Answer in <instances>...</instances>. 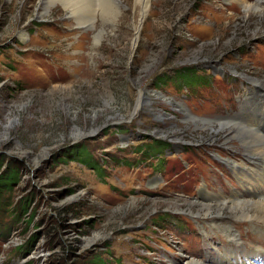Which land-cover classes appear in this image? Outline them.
Listing matches in <instances>:
<instances>
[{"label": "rangeland", "instance_id": "obj_1", "mask_svg": "<svg viewBox=\"0 0 264 264\" xmlns=\"http://www.w3.org/2000/svg\"><path fill=\"white\" fill-rule=\"evenodd\" d=\"M83 1L0 0V177L18 169L0 264H219L231 234L262 244L241 203L210 195L248 197L228 161L256 167L233 119L264 81V0ZM231 81L251 86L241 105ZM157 141L178 154L145 155Z\"/></svg>", "mask_w": 264, "mask_h": 264}, {"label": "bare ground", "instance_id": "obj_2", "mask_svg": "<svg viewBox=\"0 0 264 264\" xmlns=\"http://www.w3.org/2000/svg\"><path fill=\"white\" fill-rule=\"evenodd\" d=\"M71 1L73 0H65L67 4L71 3ZM141 1L143 3L144 0H140V2ZM85 2L87 3V0ZM115 2L119 4L120 0H111L109 2L110 3L109 6L114 8L112 9V11L115 10V7H116ZM83 5L84 7L86 6V4H83ZM255 8L259 11H262L264 9V6H255ZM259 91L260 93H262L261 91H264V81L259 84ZM259 94L256 96V100H259L261 103L263 100L262 98L263 96ZM168 98H169V101L173 103V105H176V106L179 105L182 109L186 110L187 112L190 111L186 106H184V104L183 105L180 104L181 101L178 102L172 96ZM242 112H245V111H242ZM233 121L235 124H237L238 126L244 129L245 133L243 136V146H244L245 153H246L245 155L249 156L250 160H252L256 164V167H255V165L250 164L245 161H241V162L235 161V160L228 161V164L230 165V167L235 169L234 172H238L240 174V178H242L243 184L246 187V190L248 192L247 194L248 197L247 198L243 197L241 194H238V192L233 191L234 194L232 198H230V200H225L221 203L219 202L217 203L219 196L216 194L210 195V198H211V201H213V203L216 202L214 207L220 208V210L224 208L225 209L231 208V206L237 202L241 203L243 210H246V213L250 215L249 216V218L251 219L250 224H252L253 226L261 224L264 226V108L261 106L260 108L256 109L255 113L252 112V109H250L244 117H236L235 119H233ZM232 213L233 212H231V214ZM217 218L213 217L212 219L213 220L212 224L215 226L219 224V219ZM228 231H231L230 228L228 229ZM231 235H232L231 237L233 238V241L237 243L235 246V249L237 251H232V253H230V257H231L230 262L227 261L225 263L224 261H222L219 264H252L250 261V253L253 251H250L246 249L245 247L242 250L238 251L239 247H241L237 241L238 235L236 234H231ZM254 251H258V250H254ZM196 263L200 264V262H196Z\"/></svg>", "mask_w": 264, "mask_h": 264}, {"label": "trees", "instance_id": "obj_3", "mask_svg": "<svg viewBox=\"0 0 264 264\" xmlns=\"http://www.w3.org/2000/svg\"><path fill=\"white\" fill-rule=\"evenodd\" d=\"M186 74H187V78L190 80V81H197L199 80L198 75H196V70H189V71H186ZM165 81V78L161 79V82H164ZM196 86V84H195ZM194 86V87H195ZM170 144L169 143H165V142H155V143H150L146 146V148H144V151H145V155H149L152 156V152H162L163 149L167 146H169ZM141 146V145H140ZM143 151V152H144ZM152 154V155H151ZM17 173H18V169H12V171H10L8 174L5 173L3 174V176H1V180H0V208L3 206V203L1 201V197L2 195L4 194V192L6 190H10L11 187H12V182L17 178ZM22 208V207H21ZM23 209V208H22Z\"/></svg>", "mask_w": 264, "mask_h": 264}]
</instances>
